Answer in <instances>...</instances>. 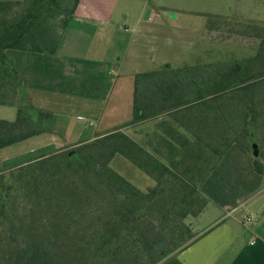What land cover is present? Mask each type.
<instances>
[{"label":"trees","instance_id":"trees-1","mask_svg":"<svg viewBox=\"0 0 264 264\" xmlns=\"http://www.w3.org/2000/svg\"><path fill=\"white\" fill-rule=\"evenodd\" d=\"M79 3L0 0V63L15 79L6 51L55 54ZM233 29L258 41L252 52L137 73L128 121L67 153L31 152L0 177V264H184L183 221L206 207L200 186L230 147L264 176V25ZM43 131L21 105L15 121L0 119V149ZM116 156L155 185L136 186Z\"/></svg>","mask_w":264,"mask_h":264},{"label":"crops","instance_id":"crops-1","mask_svg":"<svg viewBox=\"0 0 264 264\" xmlns=\"http://www.w3.org/2000/svg\"><path fill=\"white\" fill-rule=\"evenodd\" d=\"M189 4V0H80L55 54L6 51L17 79L1 62L0 119L10 121V116L2 114H15L27 105L33 117L37 110L56 113L68 107L72 112L97 114L102 126L114 120L107 118L109 113H126V118L114 121H128L134 75L172 65V52L178 54L173 33L184 20L189 23L195 17V8ZM247 17L250 23L244 21ZM263 19L261 14L236 12L230 19L209 22L199 40L206 46L192 56L196 61L210 59L206 51L212 38L227 34L236 22L258 24ZM189 58L183 55L181 63L191 64ZM123 96L125 104L111 102ZM199 194L207 200L200 215L212 211L217 218L200 230L185 218L183 226L193 237L177 257L184 264H264V176L256 171L254 156L232 145ZM246 214L258 220L246 224Z\"/></svg>","mask_w":264,"mask_h":264},{"label":"rangeland","instance_id":"rangeland-1","mask_svg":"<svg viewBox=\"0 0 264 264\" xmlns=\"http://www.w3.org/2000/svg\"><path fill=\"white\" fill-rule=\"evenodd\" d=\"M189 1L191 3L189 5L195 8V17H192V22H189V19V23H185L184 20L183 26L176 29L177 34L173 33V37L177 39L179 54L178 55L176 51L172 52L171 66L174 68L183 66L181 63V57L183 55H187L192 59L191 64L195 63L196 58L193 57L192 54L200 53L203 49L202 47L206 46L203 42H199V40L203 37V32L207 29L209 22L230 19L232 14L236 12H242L246 15H251L252 13L261 14V16L264 17V3L261 0ZM181 3L185 4L186 2H179V4ZM263 20H260L258 24L264 25ZM244 21L250 23V18L248 19L247 17ZM233 30V32H228L227 34L216 35V39H211V41H213L210 44V49L206 51L208 55H210V59H207V57L206 60L214 61L219 57L225 59L229 57H241L253 51L252 48L257 46L258 41L253 38L241 36L237 34L235 29ZM214 36L215 35L212 37ZM111 102L125 104L126 98L123 96L121 99H116ZM2 115L10 116V121H15L17 118V113ZM126 116V113H120L118 116L117 114L114 116H112L111 113L107 114V118L111 117L114 120L116 118L118 120L124 119ZM114 120L108 121L105 126H102L97 114H90L85 111L77 110L76 112H72L68 107L61 108L56 113L43 109L41 111L37 110V115L34 114V121L37 122V126H40L44 131L32 138L0 149V177L2 175L3 177L5 176V178L8 177L12 170L28 160V158H26L28 154L32 152V156L35 151L39 154L42 149L49 144L54 146L50 154L56 151L67 153L70 152L77 143L88 140L89 138L94 139L96 135L103 134L126 122H116ZM262 151L260 160L264 162V149H262ZM111 166L144 191L149 190L156 183L153 178L122 156H116L111 162ZM214 218L217 217H213L211 211L205 212V214L202 215L190 213L189 216L186 217V220L188 223L193 222L194 225L196 224V226H198L197 229L200 230L205 224L214 220ZM182 231L185 238L190 236V233L187 232L186 229Z\"/></svg>","mask_w":264,"mask_h":264},{"label":"built area","instance_id":"built-area-1","mask_svg":"<svg viewBox=\"0 0 264 264\" xmlns=\"http://www.w3.org/2000/svg\"><path fill=\"white\" fill-rule=\"evenodd\" d=\"M235 210H236V209H233V210L231 211V213H234ZM231 213H230V214H231ZM243 220H244V223H246V224H250V223H252V222H254V221H257V220H258V217L255 216V215H253V214H246V215L243 216ZM251 243L254 244V243H255V240H253Z\"/></svg>","mask_w":264,"mask_h":264}]
</instances>
